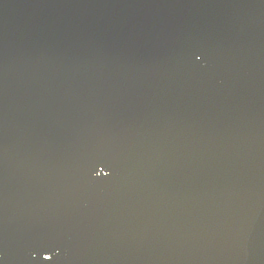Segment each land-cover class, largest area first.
<instances>
[{
	"label": "water",
	"instance_id": "obj_1",
	"mask_svg": "<svg viewBox=\"0 0 264 264\" xmlns=\"http://www.w3.org/2000/svg\"><path fill=\"white\" fill-rule=\"evenodd\" d=\"M0 264H264V0H0Z\"/></svg>",
	"mask_w": 264,
	"mask_h": 264
}]
</instances>
